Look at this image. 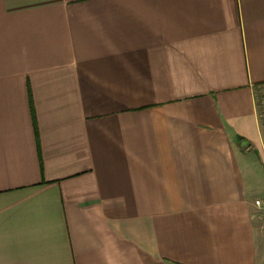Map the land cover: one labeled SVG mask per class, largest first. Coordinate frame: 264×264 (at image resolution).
Wrapping results in <instances>:
<instances>
[{
    "label": "crops",
    "instance_id": "crops-1",
    "mask_svg": "<svg viewBox=\"0 0 264 264\" xmlns=\"http://www.w3.org/2000/svg\"><path fill=\"white\" fill-rule=\"evenodd\" d=\"M264 0H0V264H264Z\"/></svg>",
    "mask_w": 264,
    "mask_h": 264
},
{
    "label": "built area",
    "instance_id": "built-area-1",
    "mask_svg": "<svg viewBox=\"0 0 264 264\" xmlns=\"http://www.w3.org/2000/svg\"><path fill=\"white\" fill-rule=\"evenodd\" d=\"M255 105L258 121L264 133V87L257 90L255 95ZM253 204L259 209H264V195L255 198Z\"/></svg>",
    "mask_w": 264,
    "mask_h": 264
},
{
    "label": "rangeland",
    "instance_id": "rangeland-1",
    "mask_svg": "<svg viewBox=\"0 0 264 264\" xmlns=\"http://www.w3.org/2000/svg\"><path fill=\"white\" fill-rule=\"evenodd\" d=\"M252 215L254 217V220H257L256 224L258 225V231H259L258 236H260V244L264 246V209H259L254 206Z\"/></svg>",
    "mask_w": 264,
    "mask_h": 264
}]
</instances>
